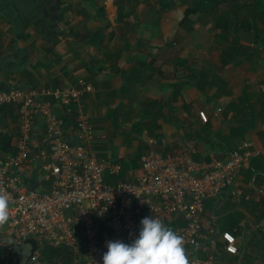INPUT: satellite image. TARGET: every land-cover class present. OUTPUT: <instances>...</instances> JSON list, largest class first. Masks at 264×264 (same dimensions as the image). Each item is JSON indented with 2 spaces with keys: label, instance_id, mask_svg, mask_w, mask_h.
Returning a JSON list of instances; mask_svg holds the SVG:
<instances>
[{
  "label": "crops",
  "instance_id": "1",
  "mask_svg": "<svg viewBox=\"0 0 264 264\" xmlns=\"http://www.w3.org/2000/svg\"><path fill=\"white\" fill-rule=\"evenodd\" d=\"M80 78L92 86L83 99L97 139L88 146L121 165L118 174L106 169L108 183L136 180L153 148L165 155L194 145V157L207 161L244 142L260 148L264 0H0V89H56ZM59 115L65 137L79 142L77 116L65 106ZM18 118L15 107L0 109L9 137L0 155L13 151ZM25 183L48 187L35 163ZM238 185L242 194L205 204L217 233L191 254L208 264H264V153L240 171ZM7 229L0 223V264H16ZM223 232L236 237L238 254L225 250Z\"/></svg>",
  "mask_w": 264,
  "mask_h": 264
},
{
  "label": "built area",
  "instance_id": "2",
  "mask_svg": "<svg viewBox=\"0 0 264 264\" xmlns=\"http://www.w3.org/2000/svg\"><path fill=\"white\" fill-rule=\"evenodd\" d=\"M91 88L80 78L56 89H0V109L15 107L19 117L13 151L0 155V223L13 245L34 240L33 264H47V245L72 248L75 264H208L191 254L217 233L205 219V204L228 191L242 194L238 175L264 145L244 142L210 161L195 158L194 145L165 155L153 148L141 156L136 180L111 184L106 169L118 174L121 165L88 146L97 139L83 99ZM61 106L77 116V143L61 129ZM199 116L209 121L205 110ZM34 163L48 184L43 191L25 183ZM222 238L227 252H240L234 235Z\"/></svg>",
  "mask_w": 264,
  "mask_h": 264
},
{
  "label": "trees",
  "instance_id": "3",
  "mask_svg": "<svg viewBox=\"0 0 264 264\" xmlns=\"http://www.w3.org/2000/svg\"><path fill=\"white\" fill-rule=\"evenodd\" d=\"M225 55H227L225 50ZM0 146L3 149L9 146V137L7 135L0 132ZM34 248V247H33ZM44 261L47 264H56L62 261L63 264H73L76 258V253L72 248L69 247H52V246H45L44 250ZM18 258V257H17ZM17 264V262H16Z\"/></svg>",
  "mask_w": 264,
  "mask_h": 264
},
{
  "label": "water",
  "instance_id": "4",
  "mask_svg": "<svg viewBox=\"0 0 264 264\" xmlns=\"http://www.w3.org/2000/svg\"><path fill=\"white\" fill-rule=\"evenodd\" d=\"M35 246V241L30 240L21 245H15L14 249L18 254V263L17 264H33L30 261V256L32 255L33 247Z\"/></svg>",
  "mask_w": 264,
  "mask_h": 264
},
{
  "label": "rangeland",
  "instance_id": "5",
  "mask_svg": "<svg viewBox=\"0 0 264 264\" xmlns=\"http://www.w3.org/2000/svg\"><path fill=\"white\" fill-rule=\"evenodd\" d=\"M215 13V12H214ZM56 264H63L62 261H60L59 263H56Z\"/></svg>",
  "mask_w": 264,
  "mask_h": 264
},
{
  "label": "clouds",
  "instance_id": "6",
  "mask_svg": "<svg viewBox=\"0 0 264 264\" xmlns=\"http://www.w3.org/2000/svg\"><path fill=\"white\" fill-rule=\"evenodd\" d=\"M18 255V254H17ZM17 263H18V261H17Z\"/></svg>",
  "mask_w": 264,
  "mask_h": 264
}]
</instances>
